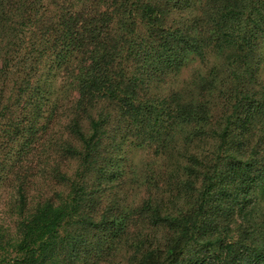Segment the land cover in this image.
<instances>
[{"label":"trees","instance_id":"1","mask_svg":"<svg viewBox=\"0 0 264 264\" xmlns=\"http://www.w3.org/2000/svg\"><path fill=\"white\" fill-rule=\"evenodd\" d=\"M196 1L0 0V135L55 186L0 264H264V0Z\"/></svg>","mask_w":264,"mask_h":264},{"label":"rangeland","instance_id":"2","mask_svg":"<svg viewBox=\"0 0 264 264\" xmlns=\"http://www.w3.org/2000/svg\"><path fill=\"white\" fill-rule=\"evenodd\" d=\"M193 6L189 9V12H196V6H200L198 1L192 0ZM208 60H212L210 55L207 56ZM211 62V61H210ZM203 60L194 57L189 59L178 76L173 78L172 84L170 83L169 89H174L180 87L185 81H188L194 70L203 67ZM259 79L264 80V46L262 48V59L258 71ZM59 80H56L55 87L57 88ZM61 125L56 126L57 130H60ZM5 128H2L4 131ZM40 138L37 141L31 142L27 149L24 158L20 157L21 145L24 141L10 142L4 134L0 135V160L5 164L0 175V236L5 243H10L16 239L19 235V223L21 221L20 213L23 211L21 209L19 186H22V192L25 196L26 209L27 211L33 209L38 203H42L46 198L50 197L55 186L49 182L47 173V159L46 151L44 150L47 145L44 142L43 134L39 133ZM44 142V143H43ZM129 159L132 162L144 164L153 162L154 150L150 148H132L129 149ZM134 192V190L132 189ZM134 195L131 197V201L135 199L137 201L138 196ZM259 208L264 212V195L260 196ZM8 251L10 256H5L7 260L9 257H13L14 252L11 253V249L7 247L5 249ZM117 254L116 261H121V255ZM5 255H7L5 253Z\"/></svg>","mask_w":264,"mask_h":264}]
</instances>
